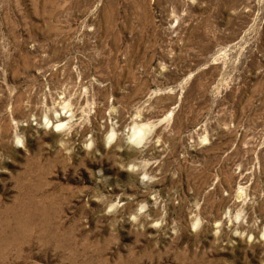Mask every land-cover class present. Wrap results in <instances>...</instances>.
<instances>
[{
  "label": "rangeland",
  "instance_id": "1",
  "mask_svg": "<svg viewBox=\"0 0 264 264\" xmlns=\"http://www.w3.org/2000/svg\"><path fill=\"white\" fill-rule=\"evenodd\" d=\"M0 264H264V0H0Z\"/></svg>",
  "mask_w": 264,
  "mask_h": 264
},
{
  "label": "clouds",
  "instance_id": "2",
  "mask_svg": "<svg viewBox=\"0 0 264 264\" xmlns=\"http://www.w3.org/2000/svg\"><path fill=\"white\" fill-rule=\"evenodd\" d=\"M115 110H116V109H115L114 107H112V108L109 109V112H115ZM44 126H45V127L48 126V122H47L46 120L44 121ZM63 127H64L63 124H61V123H57V124L55 125V130L59 131V130H61ZM153 129H154V126H152V125H150V124H146V125H145L144 127H142V128H137V129L135 130V132H134V135H133L132 137L129 138L130 142L139 145V143H140V142L142 141V139H143V136H144L145 134H147V132L152 131ZM113 139H114V134H113V133H110V134L107 136V138H106V146H107L108 144H110V143L112 142ZM15 143H16V146H17V147H21V148H23V143H22V141H21L20 139H17ZM85 147H86V148H90V147H91V143L86 144ZM114 207H115V205H111V206L106 210V213H107V211H111L112 208H114ZM144 207H145V206H144L143 204L140 205V207H139V211H143V210H144ZM235 218H236L237 220H239V219H240V214H237ZM132 219L135 220V217H132Z\"/></svg>",
  "mask_w": 264,
  "mask_h": 264
},
{
  "label": "bare ground",
  "instance_id": "3",
  "mask_svg": "<svg viewBox=\"0 0 264 264\" xmlns=\"http://www.w3.org/2000/svg\"><path fill=\"white\" fill-rule=\"evenodd\" d=\"M59 116H60V114H59ZM57 117H58V116L53 117V118H52V121H56V120H58ZM135 130H136V129L132 128L130 134L127 136V140H128V142H130L129 138L132 137V136L134 135ZM143 141H144V138H143V140L139 143V145H142V144H143ZM135 145H137V144H135ZM139 145H138V146H139Z\"/></svg>",
  "mask_w": 264,
  "mask_h": 264
}]
</instances>
